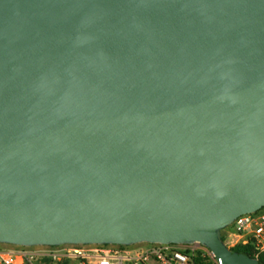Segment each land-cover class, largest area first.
I'll return each mask as SVG.
<instances>
[{"label":"water","instance_id":"95a60500","mask_svg":"<svg viewBox=\"0 0 264 264\" xmlns=\"http://www.w3.org/2000/svg\"><path fill=\"white\" fill-rule=\"evenodd\" d=\"M264 208V0H0V244H194Z\"/></svg>","mask_w":264,"mask_h":264},{"label":"built area","instance_id":"2783aa9c","mask_svg":"<svg viewBox=\"0 0 264 264\" xmlns=\"http://www.w3.org/2000/svg\"><path fill=\"white\" fill-rule=\"evenodd\" d=\"M229 249L251 247L252 258L264 255V208L237 217L222 231ZM14 246V245H11ZM222 264L200 243L135 245L14 246L0 248V264Z\"/></svg>","mask_w":264,"mask_h":264},{"label":"trees","instance_id":"16d2710c","mask_svg":"<svg viewBox=\"0 0 264 264\" xmlns=\"http://www.w3.org/2000/svg\"><path fill=\"white\" fill-rule=\"evenodd\" d=\"M232 250L235 252L241 253V254H245L249 257L253 256L251 247H235ZM258 261L260 264H264V255L261 256ZM197 263H199V264H212L211 262L203 263L200 259L197 260Z\"/></svg>","mask_w":264,"mask_h":264},{"label":"rangeland","instance_id":"374dc122","mask_svg":"<svg viewBox=\"0 0 264 264\" xmlns=\"http://www.w3.org/2000/svg\"><path fill=\"white\" fill-rule=\"evenodd\" d=\"M11 247H14V246L7 245V244H0V248H11Z\"/></svg>","mask_w":264,"mask_h":264}]
</instances>
